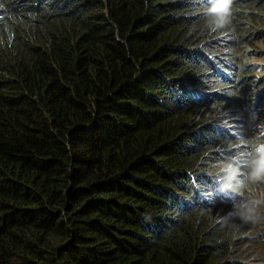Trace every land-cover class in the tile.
I'll use <instances>...</instances> for the list:
<instances>
[{"label": "trees", "instance_id": "1", "mask_svg": "<svg viewBox=\"0 0 264 264\" xmlns=\"http://www.w3.org/2000/svg\"><path fill=\"white\" fill-rule=\"evenodd\" d=\"M207 5L0 0V264H264L218 222L261 183L208 194L264 142V0Z\"/></svg>", "mask_w": 264, "mask_h": 264}, {"label": "clouds", "instance_id": "2", "mask_svg": "<svg viewBox=\"0 0 264 264\" xmlns=\"http://www.w3.org/2000/svg\"><path fill=\"white\" fill-rule=\"evenodd\" d=\"M233 2L234 0H208L204 16L211 30L223 29L231 23ZM260 135L264 136V131H261ZM209 176L215 186L208 190L212 197L215 193L229 198L236 195L243 197L246 183L264 184V142L257 143L238 155L221 159ZM205 198L207 199V196ZM262 216L264 200L243 197L234 203L231 211L219 217L218 222L227 224L235 219L245 224L256 223Z\"/></svg>", "mask_w": 264, "mask_h": 264}, {"label": "rangeland", "instance_id": "3", "mask_svg": "<svg viewBox=\"0 0 264 264\" xmlns=\"http://www.w3.org/2000/svg\"><path fill=\"white\" fill-rule=\"evenodd\" d=\"M262 82V79L259 81V84ZM257 138L260 136V134H256ZM254 196L257 199H262L264 200V184H260L257 186L255 192H254ZM263 251V250H262Z\"/></svg>", "mask_w": 264, "mask_h": 264}, {"label": "bare ground", "instance_id": "4", "mask_svg": "<svg viewBox=\"0 0 264 264\" xmlns=\"http://www.w3.org/2000/svg\"><path fill=\"white\" fill-rule=\"evenodd\" d=\"M1 20V19H0ZM7 57H9V56H7ZM15 73V72H14ZM19 73V72H18ZM21 74V73H20ZM158 79V78H157ZM26 91V90H25ZM30 91V90H29ZM28 92V91H27ZM257 185H258V183H257Z\"/></svg>", "mask_w": 264, "mask_h": 264}]
</instances>
